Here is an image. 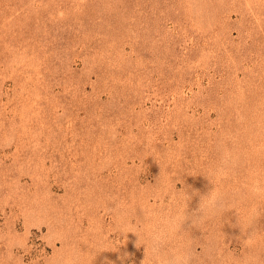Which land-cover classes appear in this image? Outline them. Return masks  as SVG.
Returning a JSON list of instances; mask_svg holds the SVG:
<instances>
[{
	"label": "rangeland",
	"instance_id": "374dc122",
	"mask_svg": "<svg viewBox=\"0 0 264 264\" xmlns=\"http://www.w3.org/2000/svg\"><path fill=\"white\" fill-rule=\"evenodd\" d=\"M0 264H264V0H0Z\"/></svg>",
	"mask_w": 264,
	"mask_h": 264
}]
</instances>
